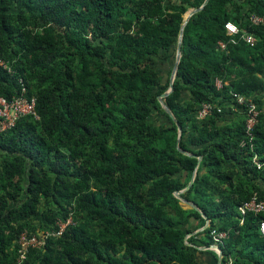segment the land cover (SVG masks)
Returning a JSON list of instances; mask_svg holds the SVG:
<instances>
[{
	"label": "trees",
	"instance_id": "obj_1",
	"mask_svg": "<svg viewBox=\"0 0 264 264\" xmlns=\"http://www.w3.org/2000/svg\"><path fill=\"white\" fill-rule=\"evenodd\" d=\"M203 2L0 0V97L20 79L38 118L0 132V264H200L211 230L231 264H264V213L237 212L264 200V0H207L183 25ZM181 26L173 121L157 97ZM233 94L258 111L250 141ZM67 218L18 260L21 234Z\"/></svg>",
	"mask_w": 264,
	"mask_h": 264
},
{
	"label": "built area",
	"instance_id": "obj_2",
	"mask_svg": "<svg viewBox=\"0 0 264 264\" xmlns=\"http://www.w3.org/2000/svg\"><path fill=\"white\" fill-rule=\"evenodd\" d=\"M250 21L253 24H258L260 22V19L255 16H251ZM224 28L226 30L227 35H234L237 33V29L230 23H226L224 25ZM242 38L245 42L250 44L253 41L248 36H242ZM18 82L20 85L19 96L12 98L11 100H6L3 97H0V132H6L7 130L11 129L14 126L16 120H18L22 116H30L35 120L38 119L35 112L34 98L28 97L26 87L20 79L18 80ZM232 96L238 105H243L244 107L245 131L250 141V131L257 121L258 111L256 110L255 105L250 99H245L235 94H233ZM212 111L213 107L210 104H201L196 112V119L202 120L206 116H208ZM217 111L219 110L217 109ZM252 162L255 164L256 168L264 167V162H257L255 156L252 158ZM237 212L240 216H243L245 213H264V200L257 202L254 199H251L248 202L241 204L237 208ZM70 224H72V222L70 218H67L64 222L57 223V231L54 234H44L40 238H37L35 236L28 237L26 234H21L17 240L19 255L18 260L24 259L25 253L28 248L42 247L44 245V240L47 236L60 235L63 229ZM259 233L264 238V223L259 224ZM209 236L211 237L212 244L206 249L213 251L215 255L220 254L219 264H231V258H224L220 251V247L223 245L224 240L227 238V233L224 231L211 230Z\"/></svg>",
	"mask_w": 264,
	"mask_h": 264
},
{
	"label": "water",
	"instance_id": "obj_3",
	"mask_svg": "<svg viewBox=\"0 0 264 264\" xmlns=\"http://www.w3.org/2000/svg\"><path fill=\"white\" fill-rule=\"evenodd\" d=\"M206 2H207V0H204V2L202 3V5H201L199 8L194 9V10H189V11H188L187 14H186V16H185V19H184V21H183V25L185 24V22L187 21V19H188L193 13L199 11V10L203 7V5H204ZM181 30H182V26H181V28H180V30H179L178 41H177V44H176V47H175L174 61H173V65H172L171 72H170V76H169V80H168V90H167L166 92H164L163 94H161L160 96L157 97V99H158V101H159L161 107L163 108V110L165 111V113H166V114L171 118V120H173V121H174V119H173V117H172L170 111L167 109V107H166L165 105H163V103H162V101H161V98H162V97H165L166 95H168V94L172 91V82H173V79H174L175 71H176V69H177V65H178V61H179V57H180ZM176 128H177V138H176V144H177L178 141H179V138H180L181 130H180V127H179L177 124H176ZM183 154H186V153H183ZM186 155H188V154H186ZM189 156H191V155H189ZM191 157H193V156H191ZM196 159H197V161H199V160H200V157L197 156ZM194 172H195V170H194ZM194 172H193L192 177H191L190 181L188 182V184H187V186H186V188H185L184 190H186V189L191 185V183H192V181H193V175H194ZM184 190H183V191H184ZM181 192H182V191H180V192H174V196H175L176 198H178L183 204H185V205H187V206H189V207H191V208L197 210L194 204H192V203H190V202H187V201H185V200H183V199H180L179 194H180ZM201 216H202L203 219H204V225H203V227L200 228L198 231H202V230H204V229L208 226V224H209L208 219H207L205 216H203L202 214H201ZM189 235H190V234L186 235V236L184 237V240H185ZM219 261H220V254H219V255H216L215 264H219Z\"/></svg>",
	"mask_w": 264,
	"mask_h": 264
},
{
	"label": "crops",
	"instance_id": "obj_4",
	"mask_svg": "<svg viewBox=\"0 0 264 264\" xmlns=\"http://www.w3.org/2000/svg\"><path fill=\"white\" fill-rule=\"evenodd\" d=\"M195 259L200 264H214V254L213 251L206 248H198Z\"/></svg>",
	"mask_w": 264,
	"mask_h": 264
},
{
	"label": "rangeland",
	"instance_id": "obj_5",
	"mask_svg": "<svg viewBox=\"0 0 264 264\" xmlns=\"http://www.w3.org/2000/svg\"><path fill=\"white\" fill-rule=\"evenodd\" d=\"M217 86H218V84H217Z\"/></svg>",
	"mask_w": 264,
	"mask_h": 264
}]
</instances>
